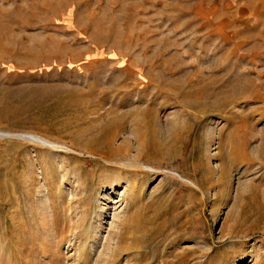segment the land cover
I'll use <instances>...</instances> for the list:
<instances>
[{
    "label": "rangeland",
    "instance_id": "obj_1",
    "mask_svg": "<svg viewBox=\"0 0 264 264\" xmlns=\"http://www.w3.org/2000/svg\"><path fill=\"white\" fill-rule=\"evenodd\" d=\"M0 264H264V0H0Z\"/></svg>",
    "mask_w": 264,
    "mask_h": 264
},
{
    "label": "bare ground",
    "instance_id": "obj_2",
    "mask_svg": "<svg viewBox=\"0 0 264 264\" xmlns=\"http://www.w3.org/2000/svg\"><path fill=\"white\" fill-rule=\"evenodd\" d=\"M28 139L31 140V141H34V142L41 143L43 145H47V143L44 140H42V139H40L38 137H35V136H29Z\"/></svg>",
    "mask_w": 264,
    "mask_h": 264
}]
</instances>
